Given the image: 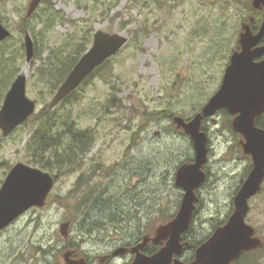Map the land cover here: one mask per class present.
Segmentation results:
<instances>
[{
	"label": "rangeland",
	"instance_id": "374dc122",
	"mask_svg": "<svg viewBox=\"0 0 264 264\" xmlns=\"http://www.w3.org/2000/svg\"><path fill=\"white\" fill-rule=\"evenodd\" d=\"M47 1L30 18V0H5L12 36L0 47V52L10 47L7 56L15 57L17 76H27V94L37 101V112L45 104L42 89L47 87L38 73L41 58L85 37L89 49L98 30L122 33L129 42L113 57L106 78L96 76L78 90L76 101L58 108L60 114L70 112L80 128L91 129L94 146L78 170L59 175L44 207L30 209L0 233V264H65L64 253L78 243L79 251L92 250L95 264H101L100 256L132 241L138 226L153 231L176 217L185 193L176 185V173L186 158L195 159V148L173 118L150 113L170 108L192 118L199 112L221 86L253 0H147V5L135 6L122 0L112 9L114 0ZM46 15L53 24L40 21ZM24 18L32 19L41 53L30 62L21 47L27 33L20 26ZM52 97L46 99L49 104ZM228 123L220 111L203 124L214 151L205 164L211 175L201 187V206L192 222L196 239L210 235L232 214L235 190L252 165ZM35 128L30 121L8 137L0 130V187L17 163L35 166L26 151ZM82 195L90 197L88 203L97 195H112L133 215L119 226L84 234L75 211ZM249 203L247 222L264 246V182ZM67 221L65 238L60 228ZM255 257L264 264V247Z\"/></svg>",
	"mask_w": 264,
	"mask_h": 264
},
{
	"label": "water",
	"instance_id": "95a60500",
	"mask_svg": "<svg viewBox=\"0 0 264 264\" xmlns=\"http://www.w3.org/2000/svg\"><path fill=\"white\" fill-rule=\"evenodd\" d=\"M42 0H31L27 17H31ZM256 9L264 10V0H253ZM12 32L0 26V42ZM264 15L263 22L255 33L251 24L244 23L240 32V49L230 57L220 88L189 121L175 116L174 122L193 141L195 159L182 164L176 173V185L185 193L180 209L174 219L160 225L154 237H143L134 251L137 252L132 264H232L243 252L263 245L255 236L256 229L246 218L250 211V199L262 190L264 182V128L256 125V119L264 113ZM129 42L122 33L98 30L92 46L86 50L71 69L65 80L52 97L50 108H55L74 92L100 65L118 54ZM26 60L30 62L35 54L34 41L30 33L25 36ZM37 110V101L27 94V76L19 74L7 91L0 109V130L4 137L11 135L23 125ZM227 110L235 116L232 126L245 136L242 146L251 155L253 167L234 198L235 209L227 222L219 226L213 235L196 250L192 262H184L179 255L189 242H183L195 216L199 197L196 190L206 181L203 167L209 157V137L203 130L205 119L213 118L218 111ZM55 185V177L50 172L19 162L7 174L0 187V233L24 213L34 207H44ZM71 222L61 224L60 232L68 238ZM165 242L153 255L141 253L148 243ZM124 248L115 250L114 255H123ZM72 252L64 254L67 264H79L70 259Z\"/></svg>",
	"mask_w": 264,
	"mask_h": 264
},
{
	"label": "trees",
	"instance_id": "16d2710c",
	"mask_svg": "<svg viewBox=\"0 0 264 264\" xmlns=\"http://www.w3.org/2000/svg\"><path fill=\"white\" fill-rule=\"evenodd\" d=\"M120 1L122 0H114L109 8L112 9L113 7L117 6ZM44 2L48 1L43 0L42 3ZM136 3L147 5V0H131V4H134V6ZM263 14V10L252 7L251 17L245 21L246 23H250L255 31H258L263 22ZM30 20L31 19L22 20L20 24L21 30L25 33L31 32V34L34 36L35 56L40 58L41 53L38 52V37L35 33V26L31 25ZM40 21L49 26L53 21V17L47 16V18H45L44 16H41ZM44 30L45 29L40 32L43 35ZM144 30H146V34H148L147 27H145ZM137 34H139V32ZM89 41L90 38L85 37L84 42H70L68 50L64 51V47H60L59 49L53 50L52 54L46 58H41L42 63L38 69V73L40 75L39 77L41 83L47 86L42 89V95L46 99L55 94L71 69L86 52ZM21 47H23L25 50L24 42L22 43ZM9 48V46L3 47L1 49L2 51L0 52V104L3 102L6 92L18 74V65L15 62V57L7 56V53H9ZM239 49L240 45L237 42L234 44L231 50L234 52ZM112 59L113 58L108 59L106 62L100 65L80 85L78 89L67 96L55 108H50L49 102H47L45 99V104L42 109L32 115L29 120L25 122V125H28L30 121H33L36 125L34 133L26 145L27 155L30 157V164L40 167L43 170L52 172L56 176V179L59 178L60 174L65 172H73L82 166V160L92 150L95 139L91 133H89V131L82 129L77 125L76 120L73 118L70 112L66 114H60L58 112V108L62 107V105L65 103H73L76 101L78 99V90L93 80L96 76L101 75L106 78V73L110 74L112 71ZM7 66L9 67V70H6ZM12 68L16 69L13 70ZM112 97L115 98V94H112ZM203 106L204 105H201V107L199 106L200 108L198 110L200 111ZM222 111L228 118V129H232V116L226 110ZM150 115L153 118L168 117L174 119L175 116H181L186 120L191 118L185 117L183 112H176L170 108L164 111L151 112ZM257 124L264 127V114L258 119ZM203 129L206 130L205 127ZM191 160H193V157L186 158L184 163L191 162ZM55 171H57V174H55ZM82 196L78 198L75 211H77L79 216L77 218L80 224L79 228L84 234H91L102 228L119 226L122 224V222L130 219L133 215L130 210L126 209L125 204L121 201V199H118L112 195H97L91 203L90 201L88 203L90 198L88 195ZM89 206H92V208L90 209ZM227 219L217 223L216 227L225 224ZM192 226L193 223L191 224V229L185 234V236H187V234H191L193 239L192 243L194 246H197L202 240L199 238H193ZM155 231L156 229L152 231L150 229H145L144 227L142 228L138 226L135 232L132 234V241H135L136 243L141 242L144 236L148 234H154Z\"/></svg>",
	"mask_w": 264,
	"mask_h": 264
},
{
	"label": "flooded vegetation",
	"instance_id": "af4514ba",
	"mask_svg": "<svg viewBox=\"0 0 264 264\" xmlns=\"http://www.w3.org/2000/svg\"><path fill=\"white\" fill-rule=\"evenodd\" d=\"M30 2H31V0H30ZM29 5H30V3H29ZM28 8H29V6H28ZM38 9H37V11H38ZM36 12H34V14H36ZM0 26H5V27H7V28L10 29V20L8 18L7 11L5 9V0H0ZM251 27H252V25H251ZM253 31L255 33H257V31H255L254 29H253ZM8 40H9V38L6 39V40H4V41H2V42H0V46L3 45L4 43H6V41H8ZM262 44H264L263 43V40H262ZM263 114L264 113H262L260 116L257 117V119H256V125L257 126H259L257 124L258 123V119ZM234 117L235 116H232V120H233ZM211 119L214 120V118H211ZM231 126H232V121H231ZM259 127L264 128L262 126H259ZM87 131H90V130H87ZM230 132L232 133V136H234L235 134L238 135L239 144L240 145H242V143H241L242 141H246L245 136H243V135L239 134L238 132H236L233 129V127H232V129H230ZM213 151H214L213 148L212 147H209V153H212ZM243 152H244V149H243ZM244 154H246V153L244 152ZM246 155H247V158L249 160V157L251 158V156L249 154H246ZM193 161H194V158H193V160H191V162H193ZM251 161H252V158H251ZM252 167H253V161H252V165L251 164H248L247 165V167L245 169V178H243L240 181V184L236 188L235 193H234V198H235L236 194L238 193V191L240 190V188H241L242 184L244 183V181L248 178ZM203 169H204L205 173L207 174V178H208L211 175V172H210V169L208 167V164L205 165L203 167ZM204 183L200 186L199 191L197 190L198 191L197 192V195L199 196V201L197 203V209H196L195 212H197L199 210L200 206H201L200 205V203H201L200 191L202 190L201 187L204 185ZM233 206H234L233 207V211H234L235 204H233ZM217 228H218V226L216 228H214V230L210 233V235H208L207 237H204L205 239L204 238L200 239L202 241L197 246H194V244L192 243L193 239L190 236V234H187V236H185V234L187 232L185 234H183V242H189V246H186L185 247V249L183 250V252L181 253V255L178 256V258H180L184 262H192L195 259L197 248L202 243H204L206 240H208L213 235L214 231ZM148 236L149 237H154L155 236V233L154 234H148ZM255 236H258L257 235V232H256ZM141 242H138V243H136L135 241L121 242L117 246H115V247L109 249L107 252H105V254L103 256L102 255L100 256V262H101V264H132L134 262V260H135L136 255H137V252H135L134 249ZM77 245L79 247V243ZM164 245H165V242H161L159 244H155L152 241H150L148 243V245L143 250H141V253H143L145 255H153L154 253H156L157 251H159V249L162 246H164ZM71 246H73V245L71 244L70 247ZM70 247L67 249L66 252H68V251H71L72 252V254L70 256V259L72 261H76L79 264H95V259H93V251L92 250L83 249V251L81 252V251H79L78 247H76V246L73 247V248H70ZM121 247L124 248L126 250V252L123 255H116L115 256L114 255L115 250H117L118 248H121ZM263 247L264 246L262 245L261 247H259L257 249H254V250H251V251H247V252H243L242 255L237 260H235L232 264H257L256 259H259V258L258 257H255V255L257 253L261 252ZM250 262H252V263H250ZM65 264H67V263H65Z\"/></svg>",
	"mask_w": 264,
	"mask_h": 264
}]
</instances>
